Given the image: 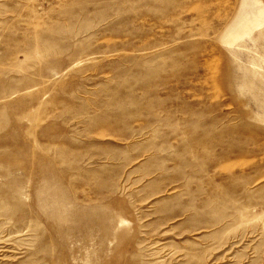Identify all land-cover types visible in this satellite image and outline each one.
<instances>
[{"label":"rangeland","instance_id":"rangeland-1","mask_svg":"<svg viewBox=\"0 0 264 264\" xmlns=\"http://www.w3.org/2000/svg\"><path fill=\"white\" fill-rule=\"evenodd\" d=\"M0 264H264V0H0Z\"/></svg>","mask_w":264,"mask_h":264}]
</instances>
